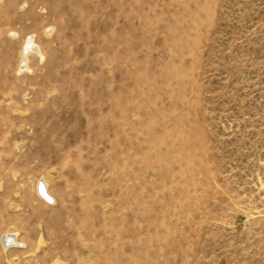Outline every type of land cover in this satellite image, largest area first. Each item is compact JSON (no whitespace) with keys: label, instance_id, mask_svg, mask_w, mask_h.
<instances>
[{"label":"rangeland","instance_id":"obj_1","mask_svg":"<svg viewBox=\"0 0 264 264\" xmlns=\"http://www.w3.org/2000/svg\"><path fill=\"white\" fill-rule=\"evenodd\" d=\"M0 264H264V0H0Z\"/></svg>","mask_w":264,"mask_h":264},{"label":"bare ground","instance_id":"obj_2","mask_svg":"<svg viewBox=\"0 0 264 264\" xmlns=\"http://www.w3.org/2000/svg\"><path fill=\"white\" fill-rule=\"evenodd\" d=\"M17 33V32H16ZM36 35H29L25 38L23 46H22V50H21V56H20V62H19V71H21L23 69V71L27 70L29 68V63H30V58L31 55L33 54H40V56L42 57V59L44 58V54L43 51L41 50V47L38 45V43L36 42L35 39ZM40 183L41 181L37 182L36 184V193L39 196V198H41V200L45 203H54L57 201L55 194L52 192L51 188H49V184H45L46 186V191L44 190V187L41 188V190L43 191L44 194L47 195L48 200H46L41 194H40ZM49 183V182H48ZM50 195V196H48ZM2 237V244L5 246H12V244H14L16 246L19 247H24L26 244L23 242H20L19 240H17V235L16 233H10V232H6Z\"/></svg>","mask_w":264,"mask_h":264},{"label":"water","instance_id":"obj_3","mask_svg":"<svg viewBox=\"0 0 264 264\" xmlns=\"http://www.w3.org/2000/svg\"><path fill=\"white\" fill-rule=\"evenodd\" d=\"M42 187H44V190H45L46 193H47V190H46L47 188H46V186H45V184H44V181H41V183H40V190H41ZM40 194H41L46 200H48L47 195L44 194L42 190L40 191ZM48 196H50V195H48ZM48 201H49V200H48ZM49 202H51V201H49Z\"/></svg>","mask_w":264,"mask_h":264}]
</instances>
